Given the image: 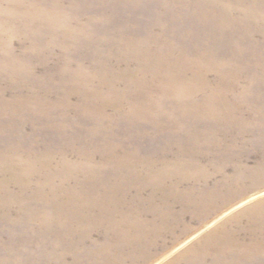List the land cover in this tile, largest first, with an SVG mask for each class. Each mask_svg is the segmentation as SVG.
Listing matches in <instances>:
<instances>
[{
  "label": "bare ground",
  "instance_id": "1",
  "mask_svg": "<svg viewBox=\"0 0 264 264\" xmlns=\"http://www.w3.org/2000/svg\"><path fill=\"white\" fill-rule=\"evenodd\" d=\"M125 1L129 5H137L130 0ZM190 1L199 5L195 7L183 0L180 10L187 12L188 20L197 27L202 25L205 33L184 28L185 40L182 44L180 36L174 33V38L169 35L159 38L154 30L145 33L133 31L131 24L135 21H122L121 25L117 22L109 30L104 29L107 31L101 32V37L96 40L91 36L96 30L91 17L87 15L88 19L79 20L65 15L71 0H60L61 3L56 0V8L51 11L40 8V4H48L46 1H31L29 7L25 6L20 13H13L17 21L26 24L24 27H17L19 24L13 17H6L7 23L0 24V52H4L0 54V62L7 69L5 72L9 75L11 86L21 79L26 88L35 91L44 88L50 94H61L62 101L58 100L60 107L50 118V107H45L46 103L40 95L38 99L32 94L16 95L12 100H6V94L0 91V119L1 114L6 113L8 122L15 127L17 118L24 120L28 117L29 121L43 118V132L50 128L61 135L69 127L78 126L79 119H91L89 127L84 130L102 141H76L72 146L56 150H36L26 146L31 147V153H0V172L4 173L0 180V220L16 219L29 231H37L41 236L58 232L59 237H66L71 233H83L85 229L94 230L105 216L117 214L112 203L115 199H119L120 206L127 204L133 184L146 190L150 186L145 182L164 181L173 176H179L181 181L192 179L190 169L195 165L191 161L195 153L201 151L200 145H208L209 150H203L205 153L221 151L225 155L236 150L233 147L235 140L227 139L232 128L226 132L221 128L227 122H234L235 126L241 124L245 107L252 112V124L264 125V0ZM189 8L195 15L188 12ZM167 10L171 7H165L164 12ZM78 15L79 18L83 16L79 12ZM110 18L106 15L104 21H112ZM113 27L117 29L113 30ZM19 28L27 40H32L25 53L36 51L43 54L47 50L46 43L50 44V49L60 50L61 65L56 71L58 84L53 86L57 75L49 73L44 78H37L36 67L31 65V61L18 62L19 55L14 52L11 42L18 35ZM170 32L173 31H166L165 34ZM47 35L50 37L47 38ZM81 48L90 49L96 56V65L91 72L85 71L84 59L73 58V54H81ZM51 57L52 54H46L44 63ZM239 76L246 77L245 86L238 84ZM76 93L80 95L79 106L67 102H71V98L75 97L72 95ZM18 105L24 106V109L20 110ZM121 106L125 110L118 114ZM110 110H113L112 114ZM40 111L44 114L39 115ZM114 111L117 112L115 115ZM30 114L33 115L31 118ZM147 117L146 125L156 124L150 130L142 126ZM121 121L130 129L124 133L127 137L124 139L129 144L136 125L142 128V138L148 137L146 133L160 137L167 131L169 136L165 138L162 151L176 155L170 158L166 156L168 153H164L147 158L140 154L142 152L134 153L133 148L136 147L125 145L123 139L120 140L125 136L119 133L115 124ZM202 122H205V127L198 125ZM164 124L167 126L162 130ZM1 125L2 122L0 133L8 131H3ZM179 133L184 141L175 139ZM245 133L243 131L240 135ZM219 136L224 137V143L216 141ZM90 150L98 152L90 153ZM70 154L77 157V162L68 157ZM99 157L101 160L98 162L96 158ZM218 169L222 170L217 166ZM259 170H263L261 164L253 170L237 168L235 177L223 176L196 198L192 197L193 190H189L184 199L188 203L183 205L188 210L193 206H203V202L212 199L208 206L215 209L213 203L219 202L223 196L222 189H233L236 183H243L245 174L241 172L258 174ZM246 187L242 184V188ZM12 188L17 189L14 191ZM241 193L234 192L227 199L238 197ZM141 194V191L137 192L133 201L140 200ZM255 198L244 200L234 207L239 208ZM150 199H153L152 195ZM5 208L16 210V216L3 213ZM262 209L261 205L254 207V210ZM212 211L207 210L205 214L209 215ZM146 214L172 215L170 211L162 214L155 202ZM259 214V220H252L234 234L225 229L215 233L221 238L216 245L211 243L212 236L204 238L195 246L202 262L209 257H213L214 261L215 257V262L227 264H256L259 260L264 263V213L260 211ZM121 216L127 218L128 213L124 212ZM179 220L173 218L167 228L161 230L156 223H149L146 219L137 220L129 229L121 226L118 234L128 241L117 245L119 263L112 248H106L105 255L101 257L102 264H123L127 256L125 248L130 245L133 251L144 250L143 260H149L151 254L147 249H158L155 239L162 233L172 232ZM39 221L44 224L36 226ZM123 222L120 221L119 225ZM158 223L165 224L164 221ZM107 227L115 229L112 221ZM236 236L242 240L236 239ZM91 256L93 260L99 259L96 252Z\"/></svg>",
  "mask_w": 264,
  "mask_h": 264
},
{
  "label": "rangeland",
  "instance_id": "2",
  "mask_svg": "<svg viewBox=\"0 0 264 264\" xmlns=\"http://www.w3.org/2000/svg\"><path fill=\"white\" fill-rule=\"evenodd\" d=\"M31 1H46L48 4H40V8L46 11H51L56 8L54 5L56 0H0V24H6L8 18L13 17L14 12L20 13L22 8L25 6L29 7ZM71 1L72 4L69 3V10L65 15L70 16V19L78 18L79 20L88 19V16L91 17L93 19V27L96 28L91 36L95 37L96 40L101 37L99 36L101 32L107 31L104 29L109 30L113 24H117V22L120 24L122 21H126L127 23L135 21L134 24H131L134 29L133 31L145 33L146 31L150 32L154 30V34L159 38L164 35L172 36V33H174V35L177 34L180 36L179 41L181 44L185 40V30H182L184 28H192L193 31L205 33L202 25L197 27L188 20L187 12H181L180 5L183 0H130L137 4L135 6L127 4L125 0ZM57 2L61 3L60 0H57ZM185 2H191L195 7L199 5L190 0H185ZM34 3L33 5H35ZM64 3L65 1L61 4ZM164 6L166 8L171 7V10L164 12ZM190 9L192 8H189L188 12L195 15V12L192 10L190 12ZM77 11L83 16L79 18ZM106 15H110L112 21L105 22L104 19ZM13 20L17 25L19 24L17 27H24L26 25L23 22L21 23L20 20L17 21L16 17H13ZM13 28L16 30L15 26H13ZM116 29L117 27H113V30ZM171 30L173 32L165 34L166 31ZM18 31V35L16 34L17 36L11 42L14 52L19 55L18 62L23 63L26 60L31 61V65L36 67L35 76H37V78H44L49 73L58 76L56 71L61 65L60 60L62 53L60 50L55 51L50 49V46H48L50 44L46 43L47 50L43 54L42 52L36 51L27 54L24 51L32 40H27L22 35L20 28ZM174 35L171 38H174ZM46 37L48 38L50 36L47 35ZM52 37L57 38L55 36ZM92 43L95 42L92 41ZM240 48L242 49V44ZM240 48L238 49L239 51H241ZM51 50L53 51L51 52ZM79 51L78 52L81 54L75 53L76 56L73 54V58L84 59L86 66L85 71L91 72L96 65V61L94 62V58H96L94 52L86 48H81ZM229 51H232V49L229 48ZM49 53L52 54V57L48 62H45V64V55H50ZM0 54H4V52H0ZM114 59L116 58L114 57ZM3 66L5 65L0 62V91L2 94H6V100H12L16 95L26 96L32 94L38 99L40 95V98H43V102L46 103L45 107H50L51 116L49 117L51 118L57 112L61 104L58 100L62 101V95L59 94L60 92L57 93L59 95H53L44 88L35 91L36 89L26 88L21 79H17L16 83L13 82L14 84L12 87L10 84L11 81H9L7 77L9 75L5 72L7 69ZM257 77L260 78L259 75H257ZM210 78L214 80L212 75ZM238 78V84L245 86L246 77L239 76ZM56 83H59V76L53 79V86ZM72 96L75 97L71 98V102H67L71 105L79 106L77 105L80 98L79 93ZM18 108L23 110L24 106L18 105ZM124 110L125 109L121 106L118 114H121ZM247 110L246 107L243 110L242 116L244 120L241 124L235 126L236 123L231 122V125L227 122L221 128L225 132L232 128V133L227 136V139H229V141L232 138L235 140V145H233V147L236 150L225 154V156L221 151L205 153L203 150L207 148L208 145H200L202 147L201 151L195 153L191 161L195 165L193 169H190L192 179L181 181L179 176H173L164 181L145 182V184L150 186V188L146 190H143L137 184H133L134 187L129 192L127 204L125 206H120L119 199H115L112 203L115 206L113 209L117 211V214L105 216L94 230L88 231L85 229L83 233H71L66 237H59L58 232H54L52 235L46 233V235L41 236L37 231H29L26 225L19 223L16 219L0 220V264H102L103 261H101V257L105 255L104 249L106 248H112L114 254L117 255V263H119L117 245L122 241H128L118 234V230L121 226L122 228L129 229L137 220L146 219L149 223H156L158 230H161L162 228H167V224H169L170 221L172 222L173 218H180L177 222L178 224L175 225V228H172V232L162 233L160 237L155 239L159 248L147 249V252L151 254L149 260H143L145 255L144 250H139L137 252L133 251L130 245L125 248L127 256L123 264H227L228 262H215V257L214 261L213 257H209L206 262H202L200 256L196 252L195 246L207 236H212L211 243L212 245H216L221 238L215 233H221L225 229L231 234H234L237 229L246 227L252 220H259L260 211L264 213V181H261V179H264V125L262 123L252 124L250 119L252 112H248ZM112 112L113 110H110V114H112ZM116 113L117 112L114 111V115ZM38 114L43 115L44 112L40 111ZM32 116V114L29 115L30 118ZM76 118L77 115L74 119ZM34 120L35 121H29L28 117L24 120L17 118L14 127L8 122L9 116L6 113L1 114V129L3 131H8L0 133V153H31V147L25 148L26 146H32L36 150H56L63 146H72L76 141H81L82 143H86L87 140L90 139L102 141L100 137H95L94 134H89L84 130V128L89 127V123L92 122L91 119H79L78 126L69 127L66 133L62 135L50 128L47 132H43L41 124L44 119L35 118ZM147 121L148 117L144 120L145 125H142L147 127L146 130H150L152 126L156 125H146ZM115 125L119 133L123 136H125L124 133L130 130L127 125L122 124V121ZM198 125L200 127H205V122L198 123ZM164 126L167 125L164 124L162 130H165ZM74 130H76V133H74ZM134 131L135 134L131 132L132 139L130 144L125 141L124 138H127L126 136L120 138V140L123 139L125 145L136 147L133 148L134 153L142 152L140 154L147 158L161 156L164 153H168L166 156L170 158L176 155V153L173 152L162 151L165 138L168 139L167 137L169 136L166 134L167 131L163 132L164 135L160 137L154 136L151 133H146L148 136L147 138L140 137L142 132L140 126L136 125ZM243 131L246 133L240 135ZM175 139L184 141V137L180 133L175 136ZM216 141L225 142L222 136L217 137ZM228 143L230 144V142ZM75 147L77 148L76 144ZM175 149L177 150V148ZM92 152H98V150H90V153ZM187 154L188 153L185 154V157H187ZM68 157L74 162L78 160L77 157L72 154ZM100 160L101 157L96 158V161L99 162ZM260 164L263 166V170H259L258 174L251 171L241 172L245 174V176L243 175V183H236L233 189L229 187L222 189L223 196L219 198V202L214 201L213 203L216 205L215 209H211V206H208L212 199L203 202V206H193L188 210L183 205L185 202L188 203V201L184 199L188 196L189 190H193L192 197L196 198V195H199L202 190L213 187L223 176L229 175L230 177H235L237 168L243 167V169L248 168L253 170ZM217 166L222 168V170H217ZM203 174L205 175L204 178L201 177ZM183 175H185V173H183ZM198 176L201 178H196ZM3 177L4 173L1 171L0 180H2ZM31 178L33 179L34 176ZM158 184L160 185L159 188H157ZM242 184H246V189L242 188ZM12 189L16 191L17 188ZM139 191L142 192L141 199L135 202L133 201V196L137 195ZM241 191L243 192L241 193ZM234 192H239L241 195L227 199L228 195ZM151 195L153 199H150ZM254 196L256 197L254 200L235 209L234 206ZM154 197H156V200H154ZM154 202L156 206L160 208L162 214H166L167 211H170L172 215L160 216L146 214L150 212ZM260 205L263 207L262 210H254V207H260ZM207 210L213 211L211 214L206 215L205 213ZM230 210H232L230 214L222 217ZM124 212L128 213L127 218L121 216ZM3 213L16 216L17 211L13 208H5L3 209ZM111 221L115 229L107 227ZM120 221H124L122 225H119ZM159 221H164L165 224H159ZM43 224L42 221H39L36 223V226H42ZM204 228L206 230L202 231ZM237 238L242 240L241 237L236 236V239ZM130 240L134 241L133 238ZM94 252L98 254V260L92 259L91 255ZM256 264L264 263L259 260Z\"/></svg>",
  "mask_w": 264,
  "mask_h": 264
}]
</instances>
